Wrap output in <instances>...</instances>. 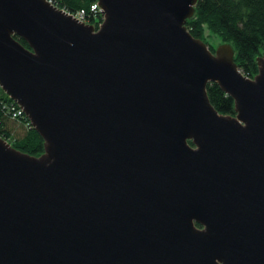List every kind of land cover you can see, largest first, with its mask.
Returning <instances> with one entry per match:
<instances>
[{"label":"water","instance_id":"1","mask_svg":"<svg viewBox=\"0 0 264 264\" xmlns=\"http://www.w3.org/2000/svg\"><path fill=\"white\" fill-rule=\"evenodd\" d=\"M95 1L98 30L0 0V88L43 140L0 138V264H264V52L251 79L192 37L198 0Z\"/></svg>","mask_w":264,"mask_h":264},{"label":"trees","instance_id":"2","mask_svg":"<svg viewBox=\"0 0 264 264\" xmlns=\"http://www.w3.org/2000/svg\"><path fill=\"white\" fill-rule=\"evenodd\" d=\"M50 1L59 9L71 13L88 10L95 2ZM204 28L217 35L223 43L232 45L234 61L245 77L252 79L257 74L256 59L264 51V0H198L194 16L186 22V29L192 37L205 42ZM15 39L28 48L21 38ZM210 50L212 51L211 48ZM206 91L211 105L219 114L235 115L233 100L223 93L218 85L211 83ZM16 109V104L0 90V138L21 153L40 156L43 153L42 138L24 115L13 118ZM18 126L24 128L21 136L15 133Z\"/></svg>","mask_w":264,"mask_h":264},{"label":"built area","instance_id":"3","mask_svg":"<svg viewBox=\"0 0 264 264\" xmlns=\"http://www.w3.org/2000/svg\"><path fill=\"white\" fill-rule=\"evenodd\" d=\"M51 4L52 2L48 0ZM68 15L73 17L80 23L92 25L95 29H98L103 21L102 10L99 7L97 2L92 3L88 10H80L75 13L68 12ZM100 18V19H99ZM1 90V89H0ZM17 106V105H16ZM23 113L21 109L17 106V109L13 113V118H17L18 116H22Z\"/></svg>","mask_w":264,"mask_h":264},{"label":"rangeland","instance_id":"4","mask_svg":"<svg viewBox=\"0 0 264 264\" xmlns=\"http://www.w3.org/2000/svg\"><path fill=\"white\" fill-rule=\"evenodd\" d=\"M204 40L206 42V44L208 45L209 48L212 49V52H214V50L219 47L221 44H223V42L221 41V39L217 36V35H213L212 33H210L207 29L204 28ZM264 52V51H263ZM262 52V53H263ZM261 53V54H262ZM260 54V55H261ZM16 131L15 133L18 136L23 135L24 132V128L22 126H18L15 128Z\"/></svg>","mask_w":264,"mask_h":264}]
</instances>
